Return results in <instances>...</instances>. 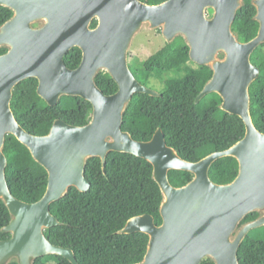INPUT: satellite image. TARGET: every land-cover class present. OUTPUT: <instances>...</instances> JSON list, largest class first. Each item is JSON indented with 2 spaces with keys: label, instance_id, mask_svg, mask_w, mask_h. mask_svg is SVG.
Here are the masks:
<instances>
[{
  "label": "water",
  "instance_id": "water-1",
  "mask_svg": "<svg viewBox=\"0 0 264 264\" xmlns=\"http://www.w3.org/2000/svg\"><path fill=\"white\" fill-rule=\"evenodd\" d=\"M245 0H166L147 4L141 0H0L13 16L0 26V199L11 215L0 240V264H35L38 258L57 254L79 264L70 247L52 243L48 228L61 224L51 204L66 196L71 187L85 192L91 182L85 175L90 158L99 157L105 169L111 151L144 158L153 165V177L162 192V224L151 214L130 218L119 231L149 236L144 259L134 264H240L239 248L253 229L264 226V133L251 115V84L260 73L252 63L254 50L264 43V0H252L259 22L258 34L243 42L233 29ZM213 13L209 16L208 12ZM98 20L96 27H92ZM161 29L166 42L181 36L189 46L190 59L213 70L196 97L221 96L220 108L239 116L245 136L226 150L214 151L199 161L183 159L167 143L162 128L149 141L135 140L122 129L124 114L136 93L162 94L143 84L130 67V52L142 31ZM79 47V67L69 68L66 54ZM107 71L118 85L107 95L96 78ZM39 80L38 94L57 105L64 96H79L93 105L89 123L78 126L56 119L45 135L28 132L17 120L12 106L16 85L28 78ZM15 135L45 167L48 185L33 203L17 198L9 188L5 154L7 135ZM238 160V176L216 183L212 164L221 157ZM171 170L194 174L183 186H174ZM257 212V218L243 222Z\"/></svg>",
  "mask_w": 264,
  "mask_h": 264
},
{
  "label": "trees",
  "instance_id": "trees-1",
  "mask_svg": "<svg viewBox=\"0 0 264 264\" xmlns=\"http://www.w3.org/2000/svg\"><path fill=\"white\" fill-rule=\"evenodd\" d=\"M147 4H159L166 0H141ZM212 14L213 10L210 9ZM256 7L252 0H245L238 11L233 29L239 32L243 42L253 39L259 31ZM13 16V11L0 6V26ZM94 20L92 27H96ZM0 48V55L7 52ZM189 46L179 36L148 57L130 67L145 85L159 81L157 90L161 96L136 93L125 111L122 129L135 140L149 141L158 128H162L167 143L179 155L191 162L214 151L226 150L246 134L244 120L220 108L222 98L210 93L196 102V97L213 70L193 62ZM83 57L79 47H73L65 56L66 65L75 69ZM252 63L260 73L251 84V115L255 126L264 133V43L252 56ZM102 91L111 95L118 85L113 77L102 71L96 78ZM39 80L31 77L14 88L11 106L19 123L30 133H49L54 121L62 119L69 124L82 126L90 122L93 105L79 96H64L57 105H49L38 94ZM5 154L8 158L6 176L12 193L22 201L33 203L45 194L48 173L37 162L30 150L13 135H7ZM239 173L238 160L225 156L216 160L210 176L216 183L232 182ZM86 177L91 182L89 190L82 192L71 187L69 193L51 204V212L61 224L46 229L47 238L54 244L74 250L79 264H134L141 262L147 252L149 236L143 232L122 234L119 231L127 221L137 215L151 214L155 223L163 222L160 213L162 192L153 177V165L131 153L111 151L106 158L105 169L99 157L90 158ZM194 177L186 170H171L170 182L183 186ZM257 212L246 216L243 222L258 217ZM11 221L8 207L0 199V240L11 237L3 231ZM263 233V234H262ZM238 257L240 264H264V226L253 229L243 240ZM11 264H18L12 262ZM35 264H72L67 258L51 254L35 261ZM202 264H215L206 258Z\"/></svg>",
  "mask_w": 264,
  "mask_h": 264
},
{
  "label": "rangeland",
  "instance_id": "rangeland-1",
  "mask_svg": "<svg viewBox=\"0 0 264 264\" xmlns=\"http://www.w3.org/2000/svg\"><path fill=\"white\" fill-rule=\"evenodd\" d=\"M209 16L211 15L208 12ZM238 35L239 32L235 31ZM165 38L162 35L161 29H156L152 31H142L139 33L136 38L134 39L130 55L132 54L133 59H130L132 62L133 67L135 68L136 63H139L142 61V59L148 57L152 53H154L156 50L164 46L165 44ZM155 85L150 84L149 86L157 89L159 85V81L153 82ZM263 234V233H262Z\"/></svg>",
  "mask_w": 264,
  "mask_h": 264
},
{
  "label": "flooded vegetation",
  "instance_id": "flooded-vegetation-1",
  "mask_svg": "<svg viewBox=\"0 0 264 264\" xmlns=\"http://www.w3.org/2000/svg\"><path fill=\"white\" fill-rule=\"evenodd\" d=\"M166 42V41H165Z\"/></svg>",
  "mask_w": 264,
  "mask_h": 264
}]
</instances>
